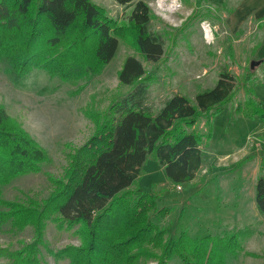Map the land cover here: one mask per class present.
I'll use <instances>...</instances> for the list:
<instances>
[{
  "label": "trees",
  "instance_id": "1",
  "mask_svg": "<svg viewBox=\"0 0 264 264\" xmlns=\"http://www.w3.org/2000/svg\"><path fill=\"white\" fill-rule=\"evenodd\" d=\"M113 1L131 7L126 20L109 16L92 0H0V65L11 83L20 86L34 70L68 84L90 79L113 60L120 40L145 62H158L164 54V40L151 30L148 6L142 0ZM254 80L247 69L242 83L247 95L234 110L264 124L263 103L254 94ZM118 81L131 90L103 114L86 112L95 132L67 155L63 175L49 179L51 191L41 201L3 198V187L19 177L40 173L50 159L0 105V230L8 226L9 231L19 233L31 228L34 234L33 241L18 252L0 251L8 258L4 264H41L38 247L45 246L48 224L78 239V246L52 253L55 260L68 264L152 260L169 264L175 258L182 264H227L229 257L244 251L241 231L192 237L186 227L170 237L150 215L162 220L172 208L158 207L153 191L133 187L149 158L163 168L173 187L195 179L202 163L201 147L211 138L215 116L234 98L237 78L224 66L214 87L198 92L193 101L175 94L155 113L146 103L150 78L140 61L126 57ZM254 203L264 217L262 175L255 182Z\"/></svg>",
  "mask_w": 264,
  "mask_h": 264
},
{
  "label": "rangeland",
  "instance_id": "2",
  "mask_svg": "<svg viewBox=\"0 0 264 264\" xmlns=\"http://www.w3.org/2000/svg\"><path fill=\"white\" fill-rule=\"evenodd\" d=\"M92 1L109 16L121 21L126 20L131 11L130 6H119L113 0ZM142 1L152 15L151 30L161 34L164 40V54L156 63L145 62L133 47L120 40L115 57L98 75L75 84L62 83L43 71L34 70L17 87L0 65V105L48 153L50 159L40 173L19 177L3 187V198L25 203L28 199L41 201L48 196L51 191L49 179L61 178L67 167V155L95 132L94 123L87 113L103 114L114 100L131 90L118 81V72L126 57L133 56L140 61L150 78L146 103L154 113L175 94L193 101L198 92L214 87L219 73L227 66L237 78L235 96L213 119L211 138L201 147L204 150L203 163L195 180L178 191L168 182L163 168L149 158L133 187L153 191L158 196V207L172 208V212L162 220L157 221L150 215L170 237H176L186 227L192 237L241 231L245 234L242 242L244 251L237 257H229L227 264H264V217L253 207L251 197L253 179L264 176V129H260L263 123L258 118L246 119L234 110L247 95L242 85L243 77L250 62L256 61L251 46L258 39L249 34L252 28L248 22L235 35L225 22L231 15L230 10L240 0H177L181 8L169 18H162L157 12L158 0ZM206 10L210 12L208 16L207 13L196 15ZM202 20L213 27L214 43L211 45L203 40ZM263 69L264 64H260L252 71L256 77L254 88L264 78ZM203 124H199L200 129H203ZM257 129H260L257 134L261 143L255 141L253 133ZM228 138L230 142L226 143ZM235 147L242 151L240 158L244 151L246 155L231 168L230 173L219 174L215 157L209 154L213 151L211 149L230 152ZM240 184L243 185L242 196L232 195L231 192L235 191L231 189ZM182 209L183 218L179 219ZM33 235L31 228L14 233L4 226L0 230V251L18 252L33 241ZM44 243L45 246L38 247L41 264H68L66 260H55L52 253L68 245H79L72 233L58 231L53 224L46 228ZM4 256L0 255V264L7 262L8 258ZM144 264H156V261ZM169 264L182 263L175 258Z\"/></svg>",
  "mask_w": 264,
  "mask_h": 264
},
{
  "label": "crops",
  "instance_id": "3",
  "mask_svg": "<svg viewBox=\"0 0 264 264\" xmlns=\"http://www.w3.org/2000/svg\"><path fill=\"white\" fill-rule=\"evenodd\" d=\"M230 13L231 15L226 18L225 22H227L229 28L231 26L230 30L232 31L233 35H235L239 31V29L245 22L249 23L252 28V31L251 33L249 32V34H252L254 39H258L257 42H255V44L251 46V52L253 53L256 61H261V64H264V0H240L237 2V5L234 6L232 10H230ZM262 73L264 75V69ZM253 77L254 79L256 78L254 73ZM254 91L257 98L264 103V78L260 82V85L254 88ZM261 128L264 129L263 124H260V129ZM260 129H257L253 133L255 135L256 143L262 142L261 137L258 136L259 134H257L259 133ZM228 140L229 141H226V143L230 142L229 138ZM255 146H258V144H256ZM206 147L208 148V143L206 144ZM211 150H213L214 153L213 151H211V153L209 154H211L212 157H215V163H217L216 167L219 168L218 173L222 175L224 173H230L232 170L231 168L234 167L238 163V161L246 155V152L244 151V154H242L241 158L239 157L240 153L242 152L240 151L241 149L239 147L233 148V150H231L230 152H226L224 150ZM201 152L203 155L204 150L201 149ZM256 179L257 178L253 179V188L251 195L252 204L254 203V186ZM241 184L238 185V187L231 189L235 191L231 192L232 195L239 196V194L242 193L243 185ZM240 196H242V194ZM253 207L255 208V203L253 204Z\"/></svg>",
  "mask_w": 264,
  "mask_h": 264
},
{
  "label": "built area",
  "instance_id": "4",
  "mask_svg": "<svg viewBox=\"0 0 264 264\" xmlns=\"http://www.w3.org/2000/svg\"><path fill=\"white\" fill-rule=\"evenodd\" d=\"M165 2H167L166 6L164 5ZM156 6H157V12L159 13V15L162 16V18L171 17V15H173L175 12H177L181 8V4L177 0H158V3ZM200 29L202 31V37H203L204 42L207 45L213 44L214 43V30L211 24L206 20H202V22L200 23ZM175 188L178 191H181L182 189L181 186H177Z\"/></svg>",
  "mask_w": 264,
  "mask_h": 264
},
{
  "label": "water",
  "instance_id": "5",
  "mask_svg": "<svg viewBox=\"0 0 264 264\" xmlns=\"http://www.w3.org/2000/svg\"><path fill=\"white\" fill-rule=\"evenodd\" d=\"M261 64V61H251L249 64L250 71H253L254 68L258 67Z\"/></svg>",
  "mask_w": 264,
  "mask_h": 264
}]
</instances>
